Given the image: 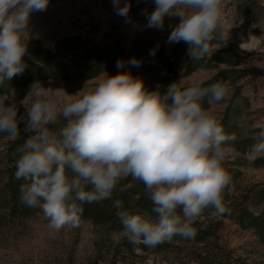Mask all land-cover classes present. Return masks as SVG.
<instances>
[{
  "label": "clouds",
  "instance_id": "clouds-1",
  "mask_svg": "<svg viewBox=\"0 0 264 264\" xmlns=\"http://www.w3.org/2000/svg\"><path fill=\"white\" fill-rule=\"evenodd\" d=\"M153 3L154 10L143 13L146 27L163 30L166 18L178 17V23L168 25V42L187 44L192 61L204 59L212 44L228 39L219 30L223 0ZM48 4L0 0V86L23 73L29 41L35 38L31 15L46 11ZM112 4L127 20L130 3ZM127 63L139 67L141 62L132 58ZM115 66L123 69L126 64L117 60ZM60 92L34 83L19 103L15 89L0 94V133L21 138V123L29 133L16 149L14 178L23 181L19 201L40 209L50 228L79 227L82 206L111 200L118 184L129 177L144 185L152 208L151 213L133 212L122 200H114L121 225L113 236L117 243L126 239L154 248L177 236L194 239V225L205 209L216 215L228 211L223 197L231 176L225 162L228 145L237 136L227 134L203 106L205 100L212 105L227 96L224 83L185 86L182 77L162 93L159 85L149 90L141 78L124 71L105 73L90 90L78 91L65 102L58 98ZM21 105L24 112L19 114ZM251 138L244 153L249 164L264 156V126Z\"/></svg>",
  "mask_w": 264,
  "mask_h": 264
},
{
  "label": "rangeland",
  "instance_id": "rangeland-1",
  "mask_svg": "<svg viewBox=\"0 0 264 264\" xmlns=\"http://www.w3.org/2000/svg\"><path fill=\"white\" fill-rule=\"evenodd\" d=\"M121 3L131 5L127 20L116 14L112 0H49L46 11L31 15L30 31L35 38L30 41L40 39L50 47L60 38L83 36L97 44L120 43L129 49L140 34L148 33L168 41L171 32L168 25L179 22L178 17L166 18L163 30L147 28L143 13L145 9L148 13L154 10L153 0H121ZM221 13L224 23L219 30L242 51L253 53L241 66L246 75L239 81L244 100L238 123L243 134L254 133L264 126V0H223ZM224 67L216 63L209 69L197 70L183 77L184 85L201 84ZM104 74L80 85L57 79L38 83L45 88L62 89L65 93L57 95L65 102L78 91L90 90ZM32 85L15 91L18 103ZM230 96L228 87V94L221 102L207 107L203 102V106L219 120ZM23 112L21 105L19 114ZM8 140L9 137L0 136V264H264V246L255 233L214 212L204 217L207 232L211 234L204 243L195 244L183 238L169 243L157 254L138 248L133 254L125 252L113 239L115 233L100 232L88 219L81 218L79 227L65 226L56 231L49 227L40 209L22 217L9 206L2 190ZM246 161L234 149L228 153L225 167L231 176V200L260 213L264 200L257 193L264 190V168L242 165Z\"/></svg>",
  "mask_w": 264,
  "mask_h": 264
},
{
  "label": "trees",
  "instance_id": "trees-1",
  "mask_svg": "<svg viewBox=\"0 0 264 264\" xmlns=\"http://www.w3.org/2000/svg\"><path fill=\"white\" fill-rule=\"evenodd\" d=\"M247 10L251 11L252 9L247 8ZM187 49L188 45L183 42L169 43L148 33L140 34L134 38L129 49H125L120 43L97 44L92 38L83 36L60 38L50 47H46L40 39H34L29 42L28 51L24 57L25 69L23 73L0 86V94L6 93L10 88L16 91L47 79H57L65 83L80 85L103 73H108L111 76L124 71L130 72L134 77L141 78L149 90L156 89L159 85L160 91L163 93L171 83L180 77L190 76L197 70L209 69L214 64L220 63L225 67L201 85L208 87L221 82L231 88V96L218 121L227 134L234 133L237 136V140L228 146L244 155L253 143L251 138L253 133L243 134L238 123L242 111V101L244 100L239 81L246 75V71L241 69V66L247 62L253 53L242 51L238 45L231 43L229 39L222 41L221 45L212 44L209 53L199 61H192L187 55ZM132 58L141 62L139 67L127 63ZM117 60H123L126 67L117 69L115 66ZM204 104L205 107L208 106L206 100ZM19 129L21 138L16 140L9 138L6 147L5 160L7 162L6 171H4L6 178L2 184V190L12 210L22 217H27L38 208L25 207L19 201V185L23 181H17L14 178L16 149L29 135V133L23 132V123L19 125ZM0 136L8 137L2 133ZM242 165L264 168V156L258 158L253 164L246 161ZM127 184H131L132 187L126 191H120L121 187ZM257 196L264 200V190L257 193ZM116 199L122 200L125 209L133 212L151 213L152 204L145 193L144 185L139 181H132L129 177L118 184L111 200L84 204L81 218L90 220L102 233H118L121 230V225L115 215L117 210L112 206ZM223 199L228 210L223 214V217L233 219L244 229L252 230L259 243L264 246V209L260 213H255L242 204L232 203L230 190H226ZM206 210L207 213L203 212L194 225L197 229V235L194 239H189L195 244L204 243L211 235L205 227L207 220L204 217L214 210ZM182 239L177 236L154 248H149L143 244L133 245L126 239H121L118 243L119 247L131 254L135 252L136 248L157 254L166 249L169 243L179 242ZM228 264L232 263L229 262Z\"/></svg>",
  "mask_w": 264,
  "mask_h": 264
}]
</instances>
